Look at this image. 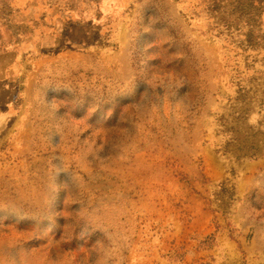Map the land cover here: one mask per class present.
<instances>
[{"label": "rangeland", "instance_id": "obj_1", "mask_svg": "<svg viewBox=\"0 0 264 264\" xmlns=\"http://www.w3.org/2000/svg\"><path fill=\"white\" fill-rule=\"evenodd\" d=\"M0 25V264H264V0H0Z\"/></svg>", "mask_w": 264, "mask_h": 264}, {"label": "crops", "instance_id": "obj_2", "mask_svg": "<svg viewBox=\"0 0 264 264\" xmlns=\"http://www.w3.org/2000/svg\"><path fill=\"white\" fill-rule=\"evenodd\" d=\"M9 31L5 30L3 26L0 25V121L3 119V107L6 104L13 103L14 101V96L13 95H8L4 97V92L7 90H10V88L13 87L14 82L9 80L7 77L8 70L10 69V66L14 64V60L8 61L10 56L15 57L17 55V48L15 47L14 40L10 42L9 40ZM11 45V46H10ZM5 58H8V60L5 61ZM7 77V78H6ZM24 83L28 85L30 81H33L34 79L26 78L24 77ZM16 81L19 82V80L16 78ZM4 84H8L6 87H4ZM30 85V84H29ZM5 88H7L5 90ZM27 99V96L25 95L24 97ZM12 105V104H11ZM26 107L25 105H23ZM25 113V109H17V115L13 118V116H8V119H12L10 125L7 128V135L10 134L12 135V139L10 142H8L9 147L11 148V151H16L17 149L20 150V146L23 145L22 140L20 138V132L21 129H27L31 127V122L30 119L31 117H27L22 119L20 114ZM3 129V124L0 125V152H3V149L1 147L4 145V135L2 133ZM16 130V131H15ZM4 131V130H3ZM15 133V135H14ZM17 177V176H16ZM12 178L15 180V178ZM15 208V207H14Z\"/></svg>", "mask_w": 264, "mask_h": 264}]
</instances>
